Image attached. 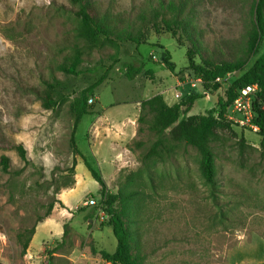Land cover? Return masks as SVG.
<instances>
[{"label":"rangeland","instance_id":"rangeland-1","mask_svg":"<svg viewBox=\"0 0 264 264\" xmlns=\"http://www.w3.org/2000/svg\"><path fill=\"white\" fill-rule=\"evenodd\" d=\"M93 1L108 20L140 34L143 42L114 37L115 44L91 45L76 35L72 0H0V156L10 162L9 172L0 164V262L41 264L54 250L53 264H109L98 252L115 250L113 226L104 212L101 217L83 203L99 200L100 184L82 157L74 156L70 140L73 98L102 78L87 96L89 113L74 139L108 191L119 193L114 206L125 214L141 262L264 264L261 136L235 125L219 128L212 143L215 188L200 175L199 154L190 145L180 143L164 161L143 160L155 136L146 126L139 132L137 122L140 102L156 93L168 104L200 93L185 115H204L216 106L239 70L217 90L201 84L188 89L182 84L190 86L195 75L186 51L195 63L246 61L256 0H185L190 39L183 37L182 45L164 29L156 32L149 15L138 17L146 0ZM165 51L174 71L160 60ZM130 63L141 66L131 79L125 73ZM71 180L72 187H65ZM35 224L23 253L17 234L25 239V229Z\"/></svg>","mask_w":264,"mask_h":264},{"label":"trees","instance_id":"trees-1","mask_svg":"<svg viewBox=\"0 0 264 264\" xmlns=\"http://www.w3.org/2000/svg\"><path fill=\"white\" fill-rule=\"evenodd\" d=\"M72 1L77 4L76 35L91 45L98 46L106 42L115 44L117 43L115 38L131 40L134 43L143 42L140 34L134 36L130 31H125L124 28L121 30L113 21L108 20V16L98 10L93 0ZM186 3L185 0H146L145 5L138 13V17L145 19L149 15V20L156 32L164 29L177 40L178 44L182 45L183 37L190 39L188 21L186 20L188 16ZM178 30H180L179 33ZM247 42L249 57L244 62L205 60L201 63H195L193 52L190 49L186 51L188 67L192 69L195 76H201L203 90H217L221 84L214 81L215 77L224 79L227 73L239 70V74L230 82L224 94L217 98L216 106L208 109L204 115H185L194 101L202 97L200 93L187 94L184 99L172 104H168L161 93H156L140 102V113L137 117L138 131L141 132L143 126H146L155 136L147 152L143 155V160L154 158L157 161H164L175 152L180 143L190 145L199 154V171L203 180L216 188L215 153L212 143L219 138V128L223 129L233 125L224 117V113L236 96L237 89L247 83L258 84L257 98L253 103V122L259 127L257 133L261 136L260 144L264 148V0H256L253 6V25L249 30ZM78 60L77 57L76 61L78 62ZM161 61L170 71H174V63L167 51L164 52ZM71 67L73 69L74 65ZM140 71V65L130 63L125 67V73L129 79ZM101 81L102 78H98L73 98L74 118L70 140L74 156L80 155L82 157L85 166L100 184L98 203L102 205L104 213L109 217L108 222L113 226V233L117 241L113 252L100 250L98 252L100 257L109 264H143L141 262L142 256L133 240L132 231L127 224L125 214L122 210H116L114 206L121 199L119 193L108 191L104 179L79 151L74 139L77 124L83 115L89 113L87 96ZM46 99L51 102V96H46ZM243 142L244 138L241 136L240 144ZM17 148L21 158L27 160L25 147L19 143ZM0 164L3 171H10L7 155L2 154L0 156ZM72 165H76L75 158ZM74 182L71 180L65 187H72ZM57 202L61 205L63 203L61 200H57ZM53 204V202L48 204L44 217L51 213ZM93 208L96 209V207ZM43 218H39L38 221ZM35 227L36 224L25 229L27 233L25 239H22V233L17 234L23 253L29 247ZM65 233L66 229H64L63 235ZM44 249L45 247L42 248V251ZM53 252L54 250L48 251L41 264H53L51 261ZM0 264L3 263L0 262Z\"/></svg>","mask_w":264,"mask_h":264},{"label":"built area","instance_id":"built-area-1","mask_svg":"<svg viewBox=\"0 0 264 264\" xmlns=\"http://www.w3.org/2000/svg\"><path fill=\"white\" fill-rule=\"evenodd\" d=\"M233 72L226 74L225 78L215 77L214 81L224 83L227 76H230ZM201 76H195L194 79L190 80V87H195L197 84H201ZM258 84L257 83H247L242 85L237 89V94L227 107L224 117L230 121L233 125L244 128L247 130H252L257 132L259 127L253 122V103L257 98ZM206 92V91H205ZM180 92L175 93V97L179 98ZM84 205L94 206L97 208L101 217L104 215L102 205L94 198H89L85 200ZM106 215V214H105Z\"/></svg>","mask_w":264,"mask_h":264},{"label":"crops","instance_id":"crops-1","mask_svg":"<svg viewBox=\"0 0 264 264\" xmlns=\"http://www.w3.org/2000/svg\"><path fill=\"white\" fill-rule=\"evenodd\" d=\"M183 85H184V86H187V88L190 89V86H189L187 83H183L182 86H183ZM188 89L186 90V92L188 91ZM61 201L63 202L64 205H66L65 202H64L63 200H61ZM230 252H231V249L228 250V253H227L228 258H229V256H230ZM230 261H231V260H230ZM231 262H232L233 264L243 263V262H237V261H231Z\"/></svg>","mask_w":264,"mask_h":264},{"label":"water","instance_id":"water-1","mask_svg":"<svg viewBox=\"0 0 264 264\" xmlns=\"http://www.w3.org/2000/svg\"><path fill=\"white\" fill-rule=\"evenodd\" d=\"M163 56H164V53L161 54L160 60L163 58Z\"/></svg>","mask_w":264,"mask_h":264}]
</instances>
